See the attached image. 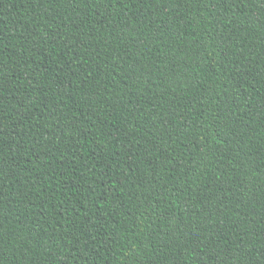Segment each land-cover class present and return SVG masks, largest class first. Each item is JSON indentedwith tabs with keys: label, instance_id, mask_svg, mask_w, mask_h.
Returning <instances> with one entry per match:
<instances>
[{
	"label": "trees",
	"instance_id": "16d2710c",
	"mask_svg": "<svg viewBox=\"0 0 264 264\" xmlns=\"http://www.w3.org/2000/svg\"><path fill=\"white\" fill-rule=\"evenodd\" d=\"M0 264H264V0H0Z\"/></svg>",
	"mask_w": 264,
	"mask_h": 264
}]
</instances>
